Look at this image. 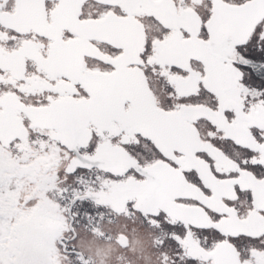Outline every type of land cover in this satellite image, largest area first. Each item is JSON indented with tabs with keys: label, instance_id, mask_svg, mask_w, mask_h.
I'll use <instances>...</instances> for the list:
<instances>
[{
	"label": "snow or ice",
	"instance_id": "6c2138e0",
	"mask_svg": "<svg viewBox=\"0 0 264 264\" xmlns=\"http://www.w3.org/2000/svg\"><path fill=\"white\" fill-rule=\"evenodd\" d=\"M0 264H264V0H0Z\"/></svg>",
	"mask_w": 264,
	"mask_h": 264
},
{
	"label": "flooded vegetation",
	"instance_id": "af4514ba",
	"mask_svg": "<svg viewBox=\"0 0 264 264\" xmlns=\"http://www.w3.org/2000/svg\"><path fill=\"white\" fill-rule=\"evenodd\" d=\"M109 248H115V244H112V245H109V244H107V243H102L101 244V249L103 250V251H106V250H108ZM94 250V249H93Z\"/></svg>",
	"mask_w": 264,
	"mask_h": 264
}]
</instances>
